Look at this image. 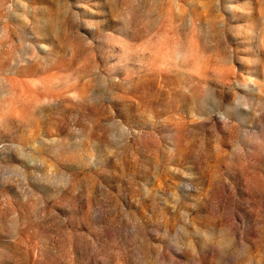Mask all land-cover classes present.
Returning <instances> with one entry per match:
<instances>
[{
  "label": "rangeland",
  "instance_id": "obj_1",
  "mask_svg": "<svg viewBox=\"0 0 264 264\" xmlns=\"http://www.w3.org/2000/svg\"><path fill=\"white\" fill-rule=\"evenodd\" d=\"M0 264H264V0H0Z\"/></svg>",
  "mask_w": 264,
  "mask_h": 264
}]
</instances>
